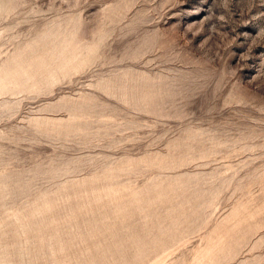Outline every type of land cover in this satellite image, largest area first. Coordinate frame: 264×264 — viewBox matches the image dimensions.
<instances>
[{
	"label": "rangeland",
	"instance_id": "1",
	"mask_svg": "<svg viewBox=\"0 0 264 264\" xmlns=\"http://www.w3.org/2000/svg\"><path fill=\"white\" fill-rule=\"evenodd\" d=\"M0 264H264V0H0Z\"/></svg>",
	"mask_w": 264,
	"mask_h": 264
}]
</instances>
